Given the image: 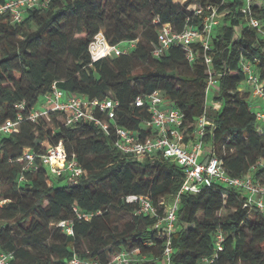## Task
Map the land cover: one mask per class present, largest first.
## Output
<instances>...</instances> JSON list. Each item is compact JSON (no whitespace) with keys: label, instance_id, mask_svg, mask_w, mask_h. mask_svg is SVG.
<instances>
[{"label":"trees","instance_id":"16d2710c","mask_svg":"<svg viewBox=\"0 0 264 264\" xmlns=\"http://www.w3.org/2000/svg\"><path fill=\"white\" fill-rule=\"evenodd\" d=\"M191 4L203 12H194ZM207 5L219 18L207 50L194 41L188 49L171 44L153 55L160 24L179 32L200 29ZM244 5L245 0H50L46 7L27 9L19 23L8 12L0 14V124L19 112L23 116L18 131L0 137V196L7 201L0 205V251L11 255L9 264H69L73 256L115 264L113 256L121 251H137L138 259L129 264H162L167 237L155 228L156 216L138 213L137 203L126 197L145 195L162 215L184 176L182 166L159 152L140 161L123 154L114 135L91 122L66 125L56 111L48 119H28L54 83L65 95L116 100L111 126L140 138L156 131L143 126L149 112L134 101L159 91L183 113L185 140L199 117L209 122L200 138L201 160L213 154L227 174L251 173L264 182V133L250 88L239 90L243 62L252 65L264 89V36L248 25ZM249 10L264 29V0H250ZM99 31L111 44L135 40L136 46L92 62L88 47ZM209 76L216 91L207 104ZM59 142L82 168L75 183L67 174L50 177L41 163L46 143ZM26 148L34 159L33 168L24 170ZM244 201L240 189L218 182L179 193L180 228L170 235V264H200L202 258L211 259L209 264H264V211ZM118 213L128 219L116 223ZM61 220L70 221L72 234L56 225Z\"/></svg>","mask_w":264,"mask_h":264},{"label":"built area","instance_id":"2783aa9c","mask_svg":"<svg viewBox=\"0 0 264 264\" xmlns=\"http://www.w3.org/2000/svg\"><path fill=\"white\" fill-rule=\"evenodd\" d=\"M50 0H4L0 1V14L8 12L11 15L12 22L19 23L29 8L46 7ZM250 0H245L242 11L247 14V23L250 27L256 28L261 35L264 36V29L259 20L250 15ZM190 8L197 14L203 12L202 7L191 4ZM207 13L203 16L202 27L200 29L186 27L182 31H175L169 23L160 24L157 32V45L153 50L154 56H159L171 44H180L188 49L189 44L199 41L202 48H209V38L213 27L219 22L216 10L211 5L205 7ZM135 40L128 41L133 43ZM89 56L92 62L115 57L121 53H125L120 44H111L105 38L102 31H99L91 40L89 47ZM192 53L188 51L187 58L192 60ZM206 62L210 61L209 57L205 58ZM245 74V80L242 87H251L250 101L259 98L261 105L253 106L255 118L258 123V129L264 133V89L263 82L258 79V74L248 62L241 65ZM215 79L209 76L207 81V91L215 87ZM45 108L33 109L27 116L28 119L35 122L40 116L48 119L49 111H56L62 115L64 124H72L79 120H85L98 126L105 134L114 135V146L123 154L129 157L142 160L144 157L151 156L155 152H159L161 157L171 160L179 164L184 169V176L178 194L173 202L164 208L162 215H159L157 208L151 203L150 199L145 195L132 194L126 197V201L135 202L138 205L137 212L156 216L157 220L154 224L159 233L165 235L167 240L163 248L162 264H170L172 247L170 244V235L180 228L176 224V210L178 203V195L181 192L197 193L201 187L210 186L213 182H218L224 186H231L240 189L245 195L243 206L256 208L264 211V182L255 181L251 173L244 176H231L226 173L221 165V161L210 154L201 160L202 142L201 136L204 134L205 125L209 122L204 115L199 117L195 123L192 136L188 135V139H184L183 133V113L175 107L169 105L168 101L160 94L159 91L145 97H137L135 105L145 106L149 112V118L143 123L144 127H150L156 131L155 136H147L140 138L128 129L110 122L115 120L116 106L118 102L112 98L102 100H88L78 94L65 95L55 83L52 85L51 91L44 95ZM24 107V102L17 104L18 109ZM19 112L15 119H7L0 124V137L12 132L18 131L19 122L22 119ZM25 163L24 170L33 168L34 155L29 152L28 148L24 150ZM41 163L46 167L49 166L53 175L67 174L69 181L75 183L82 174V168L77 163L75 156L72 154L68 157L61 142L55 146L46 143V150L40 156ZM23 175L20 176V179ZM48 184L50 181H47ZM78 216L89 218L88 214H80ZM66 234H72L70 221L61 220L57 224ZM217 248L221 249L219 242L222 236L218 235ZM137 254V251L126 252L121 251L113 256L112 262L115 264H129L133 261L131 254ZM11 255L0 251V264H9ZM211 259L202 258L200 264H209ZM69 264H99L93 259H83L73 256Z\"/></svg>","mask_w":264,"mask_h":264},{"label":"rangeland","instance_id":"374dc122","mask_svg":"<svg viewBox=\"0 0 264 264\" xmlns=\"http://www.w3.org/2000/svg\"><path fill=\"white\" fill-rule=\"evenodd\" d=\"M174 1L175 2H179V3H183L185 0H174ZM188 7H190V5H188ZM143 15H145V14L143 13ZM139 34H141V29L138 30V37L140 38ZM135 46H136V41H134L133 43L124 42V43L120 44V48H122L126 52L129 51L131 48H133ZM263 48H264V46H263ZM249 88H250V91H251L252 88L251 87H249ZM215 91H216L215 87L210 88L209 94H208V96L206 98L207 104H209V102H210L211 92L215 93ZM43 103H45L44 102V96H40L39 99H38V102L36 104V107L37 108L40 107ZM43 108H45V105H43ZM252 109H255V108H253V106H252ZM57 120L58 121H63V119H62V117L60 115L57 116ZM46 168H47L48 175L50 177H52L53 174L50 172L49 166H46ZM6 202H4L2 200V196H0V205L1 204H5ZM127 219H128V215H126V214L118 213L116 215V223H118V224H120L122 221L127 220ZM131 258H133V260H136V259H138V255H136L135 253H132L131 254Z\"/></svg>","mask_w":264,"mask_h":264},{"label":"crops","instance_id":"0c3cea01","mask_svg":"<svg viewBox=\"0 0 264 264\" xmlns=\"http://www.w3.org/2000/svg\"><path fill=\"white\" fill-rule=\"evenodd\" d=\"M213 93L211 92V95H212ZM252 104H253V106H256V107H259L260 105H261V101H260V99L259 98H254L253 100H252ZM43 107V104L40 106V107H38V108H42Z\"/></svg>","mask_w":264,"mask_h":264}]
</instances>
